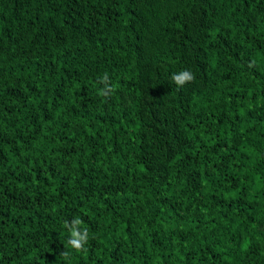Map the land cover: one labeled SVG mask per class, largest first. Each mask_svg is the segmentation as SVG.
<instances>
[{"label":"trees","instance_id":"16d2710c","mask_svg":"<svg viewBox=\"0 0 264 264\" xmlns=\"http://www.w3.org/2000/svg\"><path fill=\"white\" fill-rule=\"evenodd\" d=\"M0 264H264V0H0Z\"/></svg>","mask_w":264,"mask_h":264},{"label":"clouds","instance_id":"9594fccd","mask_svg":"<svg viewBox=\"0 0 264 264\" xmlns=\"http://www.w3.org/2000/svg\"><path fill=\"white\" fill-rule=\"evenodd\" d=\"M172 82L178 87H183L186 83H190L194 80V75L188 71L183 70L178 73H174L171 76ZM99 84H102L103 87L98 89V94L102 97H110L114 91L115 87L110 82L109 75L105 73L102 75L99 80ZM83 221L79 217L73 218L71 221L65 220L64 227L69 232V238L67 240V245L70 249L75 250L77 252L86 251L85 245L88 243L89 240V232L87 228H81ZM63 255L67 256L68 253L64 252Z\"/></svg>","mask_w":264,"mask_h":264}]
</instances>
